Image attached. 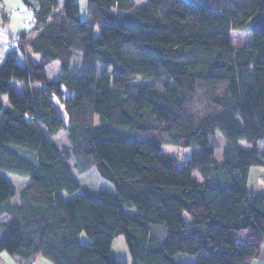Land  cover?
<instances>
[{"label": "trees", "instance_id": "trees-1", "mask_svg": "<svg viewBox=\"0 0 264 264\" xmlns=\"http://www.w3.org/2000/svg\"><path fill=\"white\" fill-rule=\"evenodd\" d=\"M21 1L34 23L0 63V251L127 264L111 249L122 234L132 264L257 258L264 190L247 176L264 166V0H85L83 20L78 0ZM7 16L0 6V26ZM247 27L234 47L230 30ZM60 128L90 160L76 175L47 137ZM163 145L197 149L179 164ZM3 171L29 178L17 200Z\"/></svg>", "mask_w": 264, "mask_h": 264}, {"label": "rangeland", "instance_id": "rangeland-1", "mask_svg": "<svg viewBox=\"0 0 264 264\" xmlns=\"http://www.w3.org/2000/svg\"><path fill=\"white\" fill-rule=\"evenodd\" d=\"M59 1V6L62 4V0ZM136 2H140V0H135ZM146 1V0H143ZM190 2H202V0H189ZM79 7H80V14L79 17L81 20L85 18V10H84V4L85 0H78ZM95 34H98V29L95 27ZM230 43L234 47H242L248 44L251 41V32L249 28L244 29H231L230 30ZM1 40V37H0ZM7 50L4 48V46H0V63L4 60V56L6 55ZM3 59V60H2ZM80 59H81V53L80 51H75L70 62V68L69 71L77 72L79 70L80 66ZM48 75L51 78H54L55 75L60 72L59 68V62L53 61L48 67H47ZM136 82L139 83H147L148 80L142 79L140 77L135 78ZM15 84L16 81H14ZM17 87L18 84H17ZM47 137L50 141H52L60 150L62 157H65L63 152H66L68 154L67 157H65L69 163L70 170L73 175L78 174L81 170L88 167L90 164V160H88L87 156L79 155L76 152L73 151L71 142L67 138V134L65 132L64 128H60L57 132L53 134H47ZM217 137L219 140L223 139V136L220 132H217ZM211 144L214 146L215 156L219 157V146L216 140L211 139ZM221 143V141H220ZM240 144L246 146L247 143L244 140H240ZM261 144L264 145V141H261ZM196 146H182V147H176L173 145H163V152L164 154L170 155L174 158L178 159V163L180 164L182 159L185 157H188L192 154L193 150H196ZM3 174L5 177L10 181V183L13 185L15 189V194L12 197L13 200H17L19 197V190L21 187L28 181V176L26 174H22L19 172L14 171H3ZM193 175L200 179L201 176L197 170L193 171ZM124 210L128 214H132L135 212L134 206H128L126 204L123 205ZM80 239L84 240L87 239V236L84 231L80 233ZM112 251L117 254V256H127L129 257V251L124 239V236L122 234L115 237L112 243ZM174 259L180 263L182 262H192L194 260V256L190 254H184V253H177L174 256Z\"/></svg>", "mask_w": 264, "mask_h": 264}, {"label": "crops", "instance_id": "crops-1", "mask_svg": "<svg viewBox=\"0 0 264 264\" xmlns=\"http://www.w3.org/2000/svg\"><path fill=\"white\" fill-rule=\"evenodd\" d=\"M140 2H143V0H140ZM0 6L8 15L6 21L7 25L5 27L0 26V37H1L0 46H4V48L8 50L6 47V42L9 39V35L11 33L18 32L20 30L29 29L34 23V18L31 12L25 8L21 0H2ZM14 11H16V13H14ZM28 53L32 59L36 61L39 59V55L37 53H34L30 50H28ZM247 188L253 191L264 190V166L262 165L252 166L249 169L247 176ZM111 249H112V244H111ZM113 253L116 257L125 259L127 261V264H132L130 260V256L120 257L117 256V254H115L114 251ZM34 262L35 264H53L49 259L45 258L42 255H37L34 258ZM0 264H24V263L20 262V260L16 256L8 253L5 250H2L0 251ZM250 264H264V240L261 244L259 256L253 259L250 262Z\"/></svg>", "mask_w": 264, "mask_h": 264}, {"label": "built area", "instance_id": "built-area-1", "mask_svg": "<svg viewBox=\"0 0 264 264\" xmlns=\"http://www.w3.org/2000/svg\"><path fill=\"white\" fill-rule=\"evenodd\" d=\"M19 42H20L19 38L18 37H14L11 40L6 42V47H7V49H10L11 47H14V46L18 45ZM29 264H35V262L32 260V261L29 262Z\"/></svg>", "mask_w": 264, "mask_h": 264}]
</instances>
